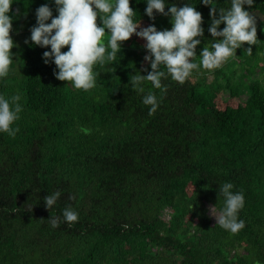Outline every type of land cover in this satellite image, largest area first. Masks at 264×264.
Returning <instances> with one entry per match:
<instances>
[{"label":"trees","instance_id":"1","mask_svg":"<svg viewBox=\"0 0 264 264\" xmlns=\"http://www.w3.org/2000/svg\"><path fill=\"white\" fill-rule=\"evenodd\" d=\"M145 2L129 0L134 20L170 30V16L150 19ZM167 3L194 6L204 30L196 54L210 47L211 6ZM43 5L57 15L53 0H13L9 12L15 47L0 95H20L22 111L17 134L0 133V264H264V0L244 6L256 19L255 45L243 44L218 69L194 70L183 84L166 75L163 91L144 81L143 92L130 85L151 71L136 35L120 42L115 60L94 66V89L57 80L42 58L50 48L29 40ZM213 7L218 16L230 0ZM149 92L159 101L151 115L142 102ZM223 95L239 103L220 109ZM225 182L244 194L245 226L235 234L210 214L223 205ZM56 191L46 209L44 198ZM67 207L78 213L71 225L63 222Z\"/></svg>","mask_w":264,"mask_h":264},{"label":"clouds","instance_id":"2","mask_svg":"<svg viewBox=\"0 0 264 264\" xmlns=\"http://www.w3.org/2000/svg\"><path fill=\"white\" fill-rule=\"evenodd\" d=\"M205 6H211L213 16L208 32L212 37L210 47L204 46L199 55L197 45L203 36L202 17L189 3L182 7L168 4L167 0H146L144 14L150 19L153 13L170 16V30L157 31L154 25L137 29L140 23L134 20L136 12L129 6V0H53L57 15L47 5L36 9V25L30 29L29 40L33 45L50 48L43 53L45 64L51 60L58 70L54 73L59 81L70 82L73 89L85 92L94 89L97 84V73L94 66L104 65L113 61L120 51V42L127 41L133 34L145 41L147 55L144 61L150 64L151 71L146 76L136 75L130 82L134 89L143 92L144 81L151 82L154 89L163 91L162 78L169 75L172 80L183 84L194 70H215L230 58L236 57L235 52L243 44L255 45L256 19L244 10L251 8L254 0H230L228 9H219L215 16V0H200ZM13 0H0V80L9 75L13 57L10 49L15 47L11 37L12 18L9 15ZM167 7V12L165 8ZM100 17L101 26L96 24ZM51 18L50 23H46ZM223 24L222 30L218 31ZM108 35L107 44L102 38ZM25 43H28L26 40ZM67 46V51L61 49ZM251 54V47L246 51ZM199 57V64L195 58ZM162 69H166V72ZM20 95L5 98L0 95V133L14 137L19 131L13 127L19 119L22 105ZM142 102L149 107V115L155 113L159 101L155 94L149 92ZM87 132L88 130L85 129ZM233 184L225 182L220 186L223 205L218 210L216 205L211 208V215L216 225L235 234L244 228V221L238 219L239 211L244 207V194L233 191ZM61 193L56 191L44 198L46 209L52 208ZM63 222L71 225L78 220V213L71 207L62 212ZM51 227H59V217L49 218Z\"/></svg>","mask_w":264,"mask_h":264},{"label":"rangeland","instance_id":"3","mask_svg":"<svg viewBox=\"0 0 264 264\" xmlns=\"http://www.w3.org/2000/svg\"><path fill=\"white\" fill-rule=\"evenodd\" d=\"M141 28H145L144 26H140L137 31H139ZM135 34H133L132 36H134ZM139 52H141L143 54V59L145 57V55H147V52L143 53V51L141 50H137ZM145 62V61H144ZM211 77L208 75V79H210ZM239 103V100H232L229 99L227 95H223V96H219L216 100V105L218 106V108L222 109L224 108L226 105L228 106H236ZM211 212V211H210ZM211 214V213H210ZM212 216V215H211ZM212 218L215 220V218L212 216Z\"/></svg>","mask_w":264,"mask_h":264}]
</instances>
